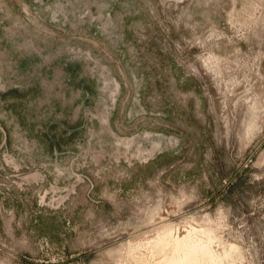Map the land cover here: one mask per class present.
Instances as JSON below:
<instances>
[{
    "label": "rangeland",
    "instance_id": "obj_1",
    "mask_svg": "<svg viewBox=\"0 0 264 264\" xmlns=\"http://www.w3.org/2000/svg\"><path fill=\"white\" fill-rule=\"evenodd\" d=\"M191 230L264 264V0H0V264H188Z\"/></svg>",
    "mask_w": 264,
    "mask_h": 264
},
{
    "label": "bare ground",
    "instance_id": "obj_2",
    "mask_svg": "<svg viewBox=\"0 0 264 264\" xmlns=\"http://www.w3.org/2000/svg\"><path fill=\"white\" fill-rule=\"evenodd\" d=\"M177 243L185 247L189 255L188 264H194L196 262L207 263L216 258L230 256L234 253L233 250H225L220 254L214 252L209 243L195 238V231L193 230L189 231L183 238L177 236Z\"/></svg>",
    "mask_w": 264,
    "mask_h": 264
}]
</instances>
